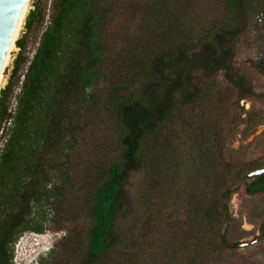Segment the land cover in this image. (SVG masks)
Masks as SVG:
<instances>
[{
	"label": "trees",
	"instance_id": "1",
	"mask_svg": "<svg viewBox=\"0 0 264 264\" xmlns=\"http://www.w3.org/2000/svg\"><path fill=\"white\" fill-rule=\"evenodd\" d=\"M194 1L129 0V19L137 21L139 32L130 42L125 40L127 53L119 59L121 67L109 74L114 1L57 0L29 60L16 108L9 112L13 77L26 61L27 32L41 17L39 7L30 11L26 32L16 41L20 50L11 76L0 91V130L11 119L0 151V264H14L22 233L43 232L48 207L56 215L69 213L70 219L79 214L66 206L70 192L77 189L72 153L91 126L86 118L97 103L105 109L98 117H106L115 140L113 148L102 153L85 189L83 213L89 221L83 264H105L111 254L128 247L121 223L135 210L131 178L145 170L148 186L158 188L165 171L177 170L182 151L176 147L174 133L185 132L188 137L190 128L196 127L194 140L203 137L204 144H210L204 155L216 153L211 148L217 129L208 130V109L202 103L216 93L218 83L211 77L218 70L225 71L232 90L256 94L254 83L236 73L235 51L224 39L229 35L236 40L242 31L240 16L249 8L261 16L264 0H221L224 16L223 12L215 15L211 22L193 14ZM260 68L264 70V60ZM105 81L107 91L97 97ZM210 134L212 141L207 139ZM252 171V179L245 181L246 191L264 192V166ZM221 186L218 183L217 190ZM237 187L230 184L219 192L204 212L208 224L229 219L227 201ZM221 238L225 240V231Z\"/></svg>",
	"mask_w": 264,
	"mask_h": 264
},
{
	"label": "rangeland",
	"instance_id": "2",
	"mask_svg": "<svg viewBox=\"0 0 264 264\" xmlns=\"http://www.w3.org/2000/svg\"><path fill=\"white\" fill-rule=\"evenodd\" d=\"M56 1L30 0L17 39L26 32V19L31 10L39 7L41 17L35 19L27 32V47L23 53L26 61L13 77L12 90L7 97L9 112L16 108L29 60L52 19ZM113 1L116 14L110 21L109 40L113 46L111 64L116 65L108 67L109 74L121 67L119 59L127 53L123 48L125 40L130 42L139 32L137 21L133 17L129 19L132 13L127 10L129 0ZM193 5V14L205 22H211L222 12L224 16L221 0H196ZM240 18L241 33L236 40L228 35L224 42L235 51L236 73L247 76L254 83L256 94L241 95L237 89L232 90L224 70L212 75L211 80L218 83V88L209 103L203 102L204 106H201L208 109L206 124L211 127L208 130L215 133L217 129L216 144L210 147L216 153L204 155L203 150L208 144L201 140L203 137L194 140L197 138L196 127L190 128L188 137L185 132L174 133L176 147L182 151L178 171H165L158 188L148 186L145 170L133 174L129 192L135 210L121 223L129 245L111 254L105 264H264V192L249 194L245 189V181L255 174L253 168L264 166V70L260 68L264 60V14L258 17L249 8ZM19 50L18 46L13 50L11 61L3 71L0 91L9 81ZM107 88V81L102 82L97 97L104 96ZM96 106L86 118L91 126L88 125L86 135L72 153L77 189L70 192L66 206L67 210L80 211L79 214L70 219L69 213L66 215L62 211L56 215L55 210L48 207L43 232L22 233L15 246L14 264H83L89 221L83 213L85 189L102 153L106 148H113L115 140L109 124L105 123L106 117H98L105 112L103 105L97 103ZM10 123L11 119L7 118L0 130V151ZM207 137L212 141L214 135ZM216 158L220 159L214 162L212 159ZM218 183L222 186L217 190ZM230 184L238 187L227 201L229 219L222 224H208L210 220L204 218V212ZM201 200L202 207L198 209ZM224 231L225 240H222ZM47 247L53 248L44 256L40 255Z\"/></svg>",
	"mask_w": 264,
	"mask_h": 264
},
{
	"label": "water",
	"instance_id": "3",
	"mask_svg": "<svg viewBox=\"0 0 264 264\" xmlns=\"http://www.w3.org/2000/svg\"><path fill=\"white\" fill-rule=\"evenodd\" d=\"M29 3L30 0H0V78L16 45V29Z\"/></svg>",
	"mask_w": 264,
	"mask_h": 264
},
{
	"label": "bare ground",
	"instance_id": "4",
	"mask_svg": "<svg viewBox=\"0 0 264 264\" xmlns=\"http://www.w3.org/2000/svg\"><path fill=\"white\" fill-rule=\"evenodd\" d=\"M28 8H29V5H28V7H27V9H26V11H25V13H24V15H23V17H22V19H21V21H20L18 27H17V29H16V40H17L18 36L20 35L21 29H22L23 24H24V18H25V16H26V13H27ZM16 48H17V45H15V47H14L13 50H15ZM11 56H12V55H11ZM11 56H10V58H9V60H8L7 65H8V64L10 63V61H11ZM7 65H6V66H7ZM3 80H4V73L2 74V76H1V78H0V87H1V85H2V83H3Z\"/></svg>",
	"mask_w": 264,
	"mask_h": 264
},
{
	"label": "clouds",
	"instance_id": "5",
	"mask_svg": "<svg viewBox=\"0 0 264 264\" xmlns=\"http://www.w3.org/2000/svg\"><path fill=\"white\" fill-rule=\"evenodd\" d=\"M53 247H47V249H43L42 251H41V253H40V255H45L47 252H50V250L52 249Z\"/></svg>",
	"mask_w": 264,
	"mask_h": 264
}]
</instances>
